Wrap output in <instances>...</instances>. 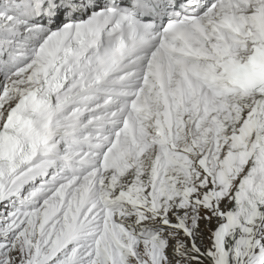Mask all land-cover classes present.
<instances>
[{
    "label": "snow or ice",
    "instance_id": "snow-or-ice-1",
    "mask_svg": "<svg viewBox=\"0 0 264 264\" xmlns=\"http://www.w3.org/2000/svg\"><path fill=\"white\" fill-rule=\"evenodd\" d=\"M0 264H264V0H0Z\"/></svg>",
    "mask_w": 264,
    "mask_h": 264
},
{
    "label": "rangeland",
    "instance_id": "rangeland-1",
    "mask_svg": "<svg viewBox=\"0 0 264 264\" xmlns=\"http://www.w3.org/2000/svg\"><path fill=\"white\" fill-rule=\"evenodd\" d=\"M206 236H207V230L205 229V239L203 241V244H201V247H204L205 245H207L208 241L206 239ZM198 244H200V241H197Z\"/></svg>",
    "mask_w": 264,
    "mask_h": 264
}]
</instances>
